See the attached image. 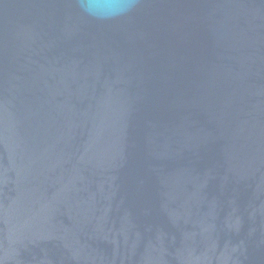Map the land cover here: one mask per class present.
<instances>
[{"label":"water","instance_id":"water-1","mask_svg":"<svg viewBox=\"0 0 264 264\" xmlns=\"http://www.w3.org/2000/svg\"><path fill=\"white\" fill-rule=\"evenodd\" d=\"M0 264H264V0H0Z\"/></svg>","mask_w":264,"mask_h":264}]
</instances>
